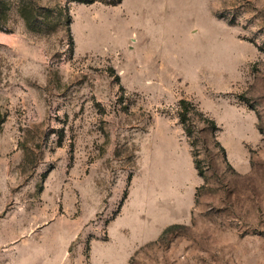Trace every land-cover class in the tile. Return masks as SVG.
Wrapping results in <instances>:
<instances>
[{
  "label": "rangeland",
  "instance_id": "obj_1",
  "mask_svg": "<svg viewBox=\"0 0 264 264\" xmlns=\"http://www.w3.org/2000/svg\"><path fill=\"white\" fill-rule=\"evenodd\" d=\"M0 264H264V0H0Z\"/></svg>",
  "mask_w": 264,
  "mask_h": 264
}]
</instances>
